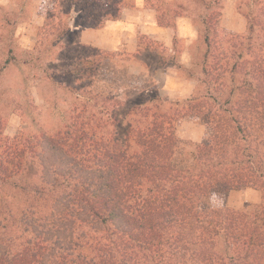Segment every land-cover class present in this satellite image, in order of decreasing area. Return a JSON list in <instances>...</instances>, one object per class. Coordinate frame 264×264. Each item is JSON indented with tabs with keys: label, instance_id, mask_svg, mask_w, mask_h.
Instances as JSON below:
<instances>
[{
	"label": "trees",
	"instance_id": "trees-1",
	"mask_svg": "<svg viewBox=\"0 0 264 264\" xmlns=\"http://www.w3.org/2000/svg\"><path fill=\"white\" fill-rule=\"evenodd\" d=\"M55 1L58 11L44 10L43 30H58V38L69 29H62L59 11L66 1L91 29L118 20L123 8L117 0ZM200 1L206 8L219 3ZM257 4L263 11L245 19L248 33L264 17L263 0ZM219 18V12L209 15L205 31ZM170 23L158 12V24ZM233 42L239 38L217 36L212 44L206 34L203 90L173 104L172 113L162 111L160 97L133 106L126 116L135 120L123 142L103 133L101 117L92 112L99 104L117 108L118 100L100 98L86 80L74 88L91 111L76 107L80 112L64 129L37 144L21 135L0 141V188L12 185L26 197V206L3 219L0 264H264V57L245 60ZM60 56L66 68L95 77L109 53L80 45ZM227 74L241 80L228 82ZM181 119L201 123L206 134L178 163ZM39 143V186L33 188L22 177ZM246 189L261 199L250 214L203 206Z\"/></svg>",
	"mask_w": 264,
	"mask_h": 264
},
{
	"label": "rangeland",
	"instance_id": "rangeland-1",
	"mask_svg": "<svg viewBox=\"0 0 264 264\" xmlns=\"http://www.w3.org/2000/svg\"><path fill=\"white\" fill-rule=\"evenodd\" d=\"M43 1L44 7H42ZM149 3L152 6H159L157 7L159 14H163L169 20L176 15H190L200 25V41L192 45L194 53L197 54V67L193 69L194 71L185 72L189 77L196 78L200 82L204 78L202 60L206 50L204 43L206 34L212 44L217 36L226 40L238 37L239 42H233V45L237 47L238 53L243 54L245 60L252 61L254 56H258L259 59L264 57V26H262L264 17L261 18L262 22L259 26L255 24L256 27L251 33H248L246 29L238 34L226 32L220 29L219 20L215 19H213L215 29L211 28L206 32L203 21L209 15L221 13L222 0H219L217 5H209L208 8L205 7L208 4L204 2L202 4L200 0H149ZM257 3L258 0H237V10L251 22L254 16H259L263 11ZM53 7H56L58 11L55 0H0V141L12 140L21 135L23 139H30L31 144H37L38 138L42 135L50 137L58 130L64 129L69 124L72 114L76 111L77 114L80 112V109L75 111L76 107L81 108L85 105L91 111L92 104L81 98L79 101L75 91V88L86 80L90 83V90L100 98L118 100L120 106L117 108L111 109L107 105L103 110L102 104H99L92 112L97 115V118L101 117L100 126L103 128V133L111 134L114 139L123 142L126 129L133 126L135 120L134 117L126 116V114L133 106L145 104L150 98L159 97L151 83L154 70L164 63L172 65L173 56L159 43L144 38L139 48L140 52H148L143 55L146 61L145 66L150 71L148 75H144L136 64L137 55L124 52L123 54L109 53V58L103 59L95 77H82L79 75L80 69L66 68L65 65L68 62L61 63L60 54L65 51L67 55H70L81 45L77 41L76 33L70 31L71 22L74 21L77 26L84 25L79 17H75L72 5L66 1L59 5L62 29H67L69 26L66 34L58 38V30L44 32V10ZM21 25H27L30 30L35 29L33 35L35 43L30 51H24L18 47L15 33ZM216 30L219 35L215 33ZM175 48L180 51L183 45L176 41ZM231 78L236 82L241 80L238 75L227 74L228 82ZM122 86L128 88L126 100H121L116 93V89ZM203 88L199 84L198 92ZM149 89L152 90L149 91ZM161 100L163 112L172 113L175 110L174 106L165 109L163 97ZM99 112H101L100 116H98ZM14 116L20 118L19 127L13 128L10 125V120ZM176 133L181 144L175 160L182 163L187 160L195 145L203 141L206 130L197 121L181 119L176 126ZM38 145L40 147L35 152L27 155L25 159L27 171L22 177L28 182L27 186H33V188L39 186L38 156L42 155V144ZM53 161L50 162L53 163ZM11 188L12 185L0 188V232L2 234L7 232L5 228L7 222L3 221L6 214L11 216V212L14 213L26 206V197ZM260 202V194L257 191L246 189L232 191L224 198L214 197L207 200L203 206L224 207L250 214ZM15 229L17 230L16 225ZM7 239L2 236V240Z\"/></svg>",
	"mask_w": 264,
	"mask_h": 264
},
{
	"label": "crops",
	"instance_id": "crops-1",
	"mask_svg": "<svg viewBox=\"0 0 264 264\" xmlns=\"http://www.w3.org/2000/svg\"><path fill=\"white\" fill-rule=\"evenodd\" d=\"M117 1H120L123 4L122 11L124 9H133L139 11H146V10L154 11L156 13L155 20L157 23V27L166 30V35L171 37L172 48L174 51L169 52L167 47H165L163 42L159 40L156 35L147 34L143 28L135 29V32L133 34L129 32V30L125 26L118 27L115 25H109L107 23L108 21H106L104 26L100 29H91L85 26H77L75 25L74 21H72L70 24L71 25L70 31L72 33H76V38L78 43H80L81 45L91 46L112 54H123L124 52L128 54H135L137 55V60L135 62L139 66L140 71L144 74L146 70L147 73L149 74L150 71L146 68L145 66L146 61L145 58L143 57V55L148 54V52L147 51L140 52V48H139V38L143 37V38H147L152 42L159 43L160 45L165 47L168 53H170L174 58V63L172 65L181 67L184 72L191 71L197 67L196 64L197 54L194 53L192 47L190 49L192 55V62L189 66L186 67L179 65L178 63L179 56L184 49L182 48L180 51H177L175 48L176 41L182 44V42L179 41L175 35L178 27L177 20L181 17L191 19L192 23L195 25L196 30L199 33V37L195 41V43L200 41V27H199L200 25H198L195 22L194 17L190 15H176L175 17H172V19L170 20L171 22L170 25L161 26L160 24H158V10L152 5L148 4L147 0H117ZM42 3H44V1ZM222 6L223 7L221 9L220 18L218 22L220 29L226 32L237 33V34L244 32L246 29V20L237 10V0H222ZM122 11L120 18L116 21L123 20L124 17L122 15ZM172 65L164 63L162 64V66L155 68L153 76L159 77L161 73H163L169 66ZM190 78L198 82L197 87L195 89L194 94L190 98L184 101L190 100L195 96L200 84L198 79L193 77ZM158 95L161 98L163 97L162 94L158 93Z\"/></svg>",
	"mask_w": 264,
	"mask_h": 264
},
{
	"label": "clouds",
	"instance_id": "clouds-1",
	"mask_svg": "<svg viewBox=\"0 0 264 264\" xmlns=\"http://www.w3.org/2000/svg\"><path fill=\"white\" fill-rule=\"evenodd\" d=\"M123 20L121 21H108L109 25L125 26L129 32H135L137 28H143L147 34H154L159 40L163 42L169 52H173L171 37L166 35V30L157 27L155 20L156 13L151 10L139 11L133 9H124L122 11ZM176 38L182 42L183 51L179 56V65L189 66L192 62V55L190 49L195 41L199 37V33L196 30L195 25L191 19L181 17L177 20ZM35 29H29L27 25H21L18 27L15 33L18 47L24 51L32 50L35 43L33 39ZM145 75H148L145 70ZM152 88L159 94H162L164 99L163 107L165 109L173 106L178 102L190 98L197 87V81L190 78L181 67L176 65L169 66L159 77L153 76L151 79ZM127 86H122L116 89V93L119 94L121 100L127 99ZM152 89H149L151 91ZM19 117L14 116L10 120V125L15 128L19 127ZM215 195V194H213Z\"/></svg>",
	"mask_w": 264,
	"mask_h": 264
}]
</instances>
